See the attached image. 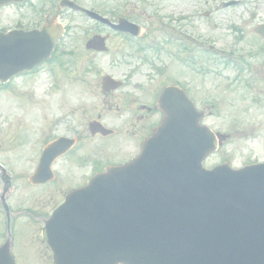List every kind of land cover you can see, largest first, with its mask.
<instances>
[{"label": "rangeland", "instance_id": "374dc122", "mask_svg": "<svg viewBox=\"0 0 264 264\" xmlns=\"http://www.w3.org/2000/svg\"><path fill=\"white\" fill-rule=\"evenodd\" d=\"M81 1L90 6H103L97 9L101 12H107L106 8H115V3H106L105 0ZM140 1L120 0L123 4L126 2V6L134 3L139 6L136 13L143 17H139L137 22L143 28L162 29V32L156 31L154 36L151 31L149 38L146 37V41L160 44H166L167 39L166 46H161L170 57L162 55L159 65H167L172 77L175 70H181L185 75L183 83L187 86L188 95L205 114L203 124L215 132L231 136L228 143L205 161L204 167L212 168L228 160L232 167L239 168L252 161L264 160V56L255 57L254 54L259 48L258 44L264 47V43L253 38L254 28L264 22V0H234L243 4L224 9L220 4L230 0H145L139 3ZM206 12H209L208 16H205ZM153 13V19H149L147 14ZM176 15L184 19L176 23ZM90 26L87 20H72L71 30L59 45L56 54L59 57L64 50H71L76 55L74 58L60 55L55 66L59 60L64 62L68 59L72 63L65 66V70H51L49 67L52 72L46 69L40 71L34 85L23 80L13 83L15 87L10 86V90L0 88V164L10 177L11 185L5 193L10 212H51L69 189L80 184L89 175L91 168L78 170L68 161H61L55 164L56 177L53 182L42 186L30 185L28 178L36 167L43 146L40 145L41 140L44 142L59 135H68L71 129L86 131L87 124L98 116L105 126L115 130L127 121L128 115L118 117L115 112L110 113L105 108L104 102L108 100L114 103L119 92L112 98H103L100 90L102 76L111 75L118 80L132 82L141 79L147 81L154 75L152 68L138 58L115 56L118 49H130L120 47L117 41L112 44L110 56L85 54L82 49L86 38L84 29ZM170 37L172 40L175 37L174 41L178 39L180 45L193 49L192 55L186 53L193 60L192 66L178 62L174 53L177 46L169 44ZM205 51L211 54H202ZM186 54L180 56L185 58ZM248 54L254 55L248 57ZM227 55H231L234 60L244 58L248 67L236 62L226 67L223 63L227 60ZM238 67L247 71L243 72ZM253 70L258 71L253 73ZM253 76L257 84L249 90L243 89ZM54 79L59 80L58 93L47 96L44 92L45 85L48 87ZM17 89L27 92L32 90V97L37 100L32 105L34 115L26 114L27 106L14 96L13 93L17 92L14 90ZM28 96L30 97L29 93ZM62 97L65 98L64 102L61 101ZM25 100L31 106L28 99ZM43 105L46 106L45 110H42ZM18 119L21 121L20 130H17L18 124L13 125ZM252 127L255 128L253 133L246 132ZM90 145L101 147L102 141L90 140ZM76 172L81 175L80 179ZM71 175L75 176L73 183L61 180H70ZM2 190L3 183L0 179V194ZM0 219H4L1 213ZM21 220L25 222L24 218ZM29 230L33 234L34 227ZM12 240L16 247L19 238L15 233ZM31 240L35 242V239ZM29 250L36 257H43L40 247L37 246L35 250L30 243ZM15 255L18 256L16 249Z\"/></svg>", "mask_w": 264, "mask_h": 264}, {"label": "water", "instance_id": "95a60500", "mask_svg": "<svg viewBox=\"0 0 264 264\" xmlns=\"http://www.w3.org/2000/svg\"><path fill=\"white\" fill-rule=\"evenodd\" d=\"M59 36H0V80L40 63ZM161 104L168 118L142 155L71 193L47 224L54 264H264V165L204 170L216 139L201 114L184 96ZM0 264H13L6 247Z\"/></svg>", "mask_w": 264, "mask_h": 264}, {"label": "flooded vegetation", "instance_id": "af4514ba", "mask_svg": "<svg viewBox=\"0 0 264 264\" xmlns=\"http://www.w3.org/2000/svg\"><path fill=\"white\" fill-rule=\"evenodd\" d=\"M77 4H80L76 0H72ZM60 0H24L20 3H10L3 7H0V32H7L11 30H24V31H33L40 29L44 24H50L56 20H67V18H74L77 16L79 19H86L83 14L75 13L68 9L59 8ZM81 6V5H80ZM83 6V5H82ZM138 8L132 4V6H127L123 11L119 12L115 17H122L129 22H135V19L138 16L136 10ZM111 15V14H110ZM114 21V20H113ZM93 23V27L88 30L89 37L94 35H110L121 42H125L130 46H133V41L130 36L126 34H119L112 30L110 26L101 25L96 22ZM110 41V40H109ZM143 50L138 48L131 49L130 51H123L121 55H136ZM90 54H96L90 52ZM50 61V60H49ZM48 62H45L41 66L48 65ZM30 72V74H34ZM26 74V73H25ZM27 75V74H26ZM131 90L127 96V104L131 106L122 107L116 106L115 109L118 112L121 111H130L131 115V134L128 132L125 136V139L129 144L134 146L135 152H138L142 143L145 139L151 134L156 125H158L163 115L156 106L157 99L161 94L162 88L157 86L155 83L148 81H133L130 82ZM171 83H168L170 85ZM178 87L181 88V84H178ZM159 88V89H158ZM113 93H110L111 96ZM123 97L122 103L126 104ZM121 154H125V149H121ZM74 160L78 163H83L89 161V158L83 153H73Z\"/></svg>", "mask_w": 264, "mask_h": 264}]
</instances>
